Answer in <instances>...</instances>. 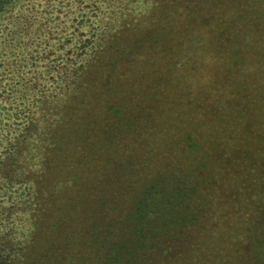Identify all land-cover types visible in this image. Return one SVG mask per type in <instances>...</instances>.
Returning a JSON list of instances; mask_svg holds the SVG:
<instances>
[{
    "label": "rangeland",
    "instance_id": "1",
    "mask_svg": "<svg viewBox=\"0 0 264 264\" xmlns=\"http://www.w3.org/2000/svg\"><path fill=\"white\" fill-rule=\"evenodd\" d=\"M150 185L192 218L147 264H264V0H9L0 264H112Z\"/></svg>",
    "mask_w": 264,
    "mask_h": 264
},
{
    "label": "trees",
    "instance_id": "2",
    "mask_svg": "<svg viewBox=\"0 0 264 264\" xmlns=\"http://www.w3.org/2000/svg\"><path fill=\"white\" fill-rule=\"evenodd\" d=\"M8 1L0 0V10ZM182 191L179 188L169 192L158 185L146 188L122 218L117 240L108 243L105 252L112 253V264H147L159 258L177 260L178 244L192 218L181 210L185 196Z\"/></svg>",
    "mask_w": 264,
    "mask_h": 264
}]
</instances>
